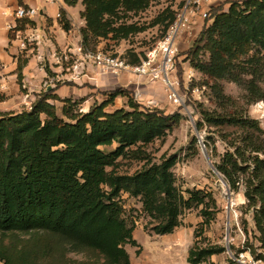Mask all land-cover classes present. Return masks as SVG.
<instances>
[{
	"label": "trees",
	"instance_id": "obj_1",
	"mask_svg": "<svg viewBox=\"0 0 264 264\" xmlns=\"http://www.w3.org/2000/svg\"><path fill=\"white\" fill-rule=\"evenodd\" d=\"M151 1L84 0L83 49L92 42L126 39L138 32L133 25L118 24L119 13H138ZM211 11L212 23L205 27L192 50L195 57L204 43L203 50L210 60L196 63L195 68L210 79L244 86L248 104L262 99L256 80L259 71L253 66H264V55L251 54L256 48L264 53V0H231L228 10L220 6ZM60 21L68 31L64 14ZM174 21V13H169L165 28ZM35 25L32 19L21 20L15 31L20 34ZM139 62L135 57L133 64ZM245 75L252 79L244 82ZM54 92H42L30 110L0 114L1 235H46L103 260L77 264H131L126 246L139 244L134 239L135 226L124 217L123 194L140 199L142 212L157 223L155 233L163 236L173 234L182 225L185 211L208 203L216 205L211 193L192 191L188 192L189 198L183 195L173 172L175 157L160 164L148 162L133 175L116 171L117 160L125 157L128 149L164 138L180 115L166 116L132 101V111L107 113L114 99L125 94L119 90L87 113H72L69 101L70 107H64L60 116L55 101L61 99ZM216 94L221 102L226 100L222 92ZM244 111H203L197 127H209L225 145V152L214 166L231 193H243L244 214H252L264 249V129ZM214 142L213 136H208L204 144L212 149ZM114 146L116 150L105 151ZM202 215L207 225L215 216L208 209H202ZM223 250L192 249L189 262L201 264ZM23 252L6 247L0 240V264H33L30 256L23 258ZM257 258L260 260V256Z\"/></svg>",
	"mask_w": 264,
	"mask_h": 264
},
{
	"label": "rangeland",
	"instance_id": "obj_2",
	"mask_svg": "<svg viewBox=\"0 0 264 264\" xmlns=\"http://www.w3.org/2000/svg\"><path fill=\"white\" fill-rule=\"evenodd\" d=\"M189 2L190 0H152L145 10L138 13L121 12L119 13L118 24L133 25L138 29V32L133 33L126 39L115 40L109 38L99 40L97 43L92 42L89 47H86V51L84 50L86 53L94 55L102 53L109 57L118 58L124 61L127 67L122 72H130L136 75L140 79L141 85L162 88L161 100L151 104L146 103L140 93L136 92L134 94L126 88L121 89L125 94H121L114 99L106 108L107 113L120 109L132 111L129 107L132 101L144 109L161 111L166 116L174 114L181 116L176 123H171L173 128L167 132V136L164 138L155 140L149 145L128 149V154L117 160V173L120 175H133L148 162L160 164L169 158L175 157L177 163L173 168V172L177 181L176 185L183 195L189 198L188 192L203 191L211 193L216 201L215 206L208 203L195 207L190 211H185L181 217L182 225L173 234L163 236L155 233L154 228L157 223L142 212L140 199L123 194L121 203L125 211L124 217L130 226H135L134 239L139 244V247L127 245L126 251L130 256L131 264H191L189 257L192 249H224L221 253L212 255L201 264H230L231 256L239 259L242 253H249L254 260H257V257L260 256V260L264 261V249L259 243L260 235L256 231L252 214H244L243 205L246 203V199L243 193H231V206L228 208V191L220 177L213 171L206 156L207 153L214 165V163L219 162L220 156L225 152V145L221 142L219 135L210 132L209 127L206 126L201 130H198L197 127V124L201 121L203 111L220 112L227 109L232 113L243 108L245 109L244 114L259 121L260 126L264 129V66L261 63L258 66L255 64L253 66L254 69L259 71L256 80L263 98L256 101L249 99L252 102L251 104H248V94L244 86L228 80L216 81L210 79L197 70L195 64L198 62L208 63L210 55L203 50L204 43L201 44L195 57L192 56V50L205 27L212 23L210 17L213 12L211 10L216 7H212L210 4L206 6L210 16L203 18V15L195 9L196 6L190 5ZM83 7L85 12V6L83 5ZM186 10L188 21L183 22L184 25L172 35V26L185 14ZM169 13H174L175 21L166 29L164 20ZM195 14H200L205 26L203 27L202 24V31L192 43V47L184 52H179L174 44L180 35L190 33L189 31L194 25L192 18ZM83 19L85 21L84 17ZM84 29L83 27L81 30L82 47ZM21 35L23 34L21 33ZM170 35L172 36L171 44L173 43V53L170 55L172 62L164 71V65L169 58V52H166V50L170 47L167 43ZM56 54L60 56V60L57 61L58 59L54 57L56 63L54 67L59 68L57 70L61 76L72 75L71 81L76 82L80 79L79 77L85 74L84 69L87 64H91L103 72L100 67L94 65L83 54L75 55L72 52L63 54L60 51ZM254 54L257 57L264 55V53L260 54L258 48L253 51L251 56ZM135 57L140 60L137 64H133ZM262 61L264 63V59ZM79 64H83L84 74L82 72L75 74L74 67L76 68ZM50 66L47 62V69L52 72L53 69ZM137 68L143 69L145 72L138 73L134 70ZM55 74L57 75V73ZM48 76L51 77L50 74ZM167 79L172 89H174L173 91L178 95L179 101L176 103L170 98L172 89ZM249 79H252V76L245 75L243 77L244 82L249 81ZM55 80L57 81L58 78L56 77ZM60 83L58 82V84ZM21 88V91L25 94L21 96L26 97L28 103L14 105L6 112H0V114L20 113L24 110H30L35 101L39 99L41 93L34 94L33 98L30 99L31 94L29 92L25 93L27 91L25 90L26 86L22 85ZM154 91L155 94L160 92L156 88H154ZM219 91L226 97L223 102L219 100L216 94ZM113 92L103 94L88 92L89 94L84 95L81 102L62 99L56 94L61 101L56 100L55 106L60 116L64 107L69 108L71 102L73 104L72 113H87L88 110L84 103L87 98L93 95H103L104 100L95 104L100 105L109 100ZM4 99L0 95V102ZM66 100L67 102H63ZM208 136H213L216 148H206L204 143ZM116 148L117 146H114L105 149V151L112 152ZM202 209H208L215 214L209 225L205 224ZM245 229H247V233ZM0 240H3L6 247L15 248L17 251H25L26 253L23 252V255H25L23 258L30 256L34 261L31 262L33 264L103 263L102 258L95 253L75 251L70 246L58 240L50 239L46 235L0 234Z\"/></svg>",
	"mask_w": 264,
	"mask_h": 264
},
{
	"label": "crops",
	"instance_id": "obj_3",
	"mask_svg": "<svg viewBox=\"0 0 264 264\" xmlns=\"http://www.w3.org/2000/svg\"><path fill=\"white\" fill-rule=\"evenodd\" d=\"M230 2L231 0H204L203 10L209 4L216 8L223 6L225 10H228ZM20 7L35 8L39 11L38 16L32 19L36 23L34 28L26 29L22 33L36 35L39 44L35 42L26 50L21 49L23 37L18 38L16 31L13 33L8 30V25L18 23L14 14ZM83 12V0H58L56 3H50L48 0H0V88L1 96L5 98L0 102V112H6L17 104L28 103L26 97H23L25 94L21 91L22 85L26 86L25 93L31 94L30 99L34 94L54 90V93L62 99L81 102L83 96L89 94L88 92L103 94L126 88L134 94L140 93L142 99L148 104L161 100L162 88L141 85L140 79L130 72L114 75L104 73L99 68L87 64L84 69L85 74L83 73L84 75L76 82L71 81L70 74L59 75L57 70L59 68L54 67L56 53L70 51L72 54L80 55L78 50L82 45L81 30L86 26ZM59 14H64V20L70 26L68 31L64 30ZM200 14H195L192 18L194 25L190 33L182 34L176 40L174 46L179 52L189 50L202 31V24L203 27L205 26ZM13 34H15L14 38ZM47 62L51 65L52 72L47 69ZM84 70L82 66L80 72ZM47 71L51 77L48 76ZM58 82L61 83L58 84ZM154 88L160 91L159 94H155ZM103 100L104 96L99 94L87 98L84 103L89 111L96 102L101 103Z\"/></svg>",
	"mask_w": 264,
	"mask_h": 264
},
{
	"label": "built area",
	"instance_id": "obj_4",
	"mask_svg": "<svg viewBox=\"0 0 264 264\" xmlns=\"http://www.w3.org/2000/svg\"><path fill=\"white\" fill-rule=\"evenodd\" d=\"M48 2L56 3V2H58V0H48ZM189 3H190V5L196 6L195 9L203 15V18H208V16H210V14L208 13L209 10H207V9L203 10V0H190ZM38 14H39V11L35 8L20 7L19 9L16 10L14 17H15L16 21H21V20H25V19H33V18L37 17ZM186 14H187V10H186L185 14L183 16H181L180 19L175 23V25L172 26V28H171L172 35L175 32H177L182 25H184L183 22L185 23L188 21ZM58 17L61 19L62 15L59 14ZM16 27H17V24L16 25L15 24L14 25L13 24L8 25V30L10 32L15 33L14 31H15ZM20 34L17 33V37L18 38L23 37V40L21 41V49L22 50L28 49V47L31 46L35 42L37 44H39V39L37 38L36 35H34V34L20 35ZM171 42H172V36L170 35V37L167 39V43L170 47L166 50V52H169L168 53L169 58L164 65V71L167 69V67L172 62V58H170V55L173 53V43L171 44ZM78 52H79V54H83L84 57L89 59L94 65L100 67L104 73H111L114 75H118L120 72L127 69L124 61H122L118 58L109 57V56L104 55L102 53H97L95 55L91 54V53H86L82 46L79 48ZM62 53L63 54H66V53L70 54L71 52L70 51H63ZM54 57L56 59H58L57 61L60 60V58H59L60 56H58V54H55ZM82 66H83V64H79L78 66H76V68L74 67L75 74H79V72L82 69ZM134 70L138 73L145 72L143 69H138V68L134 69ZM167 81H168V79H167ZM168 84H169V81H168ZM169 86L172 89L171 84H169ZM173 90L174 89H172V93H171L170 98H171V100H173L176 103L179 101V98H178L177 93H175ZM0 95H1V88H0ZM230 260H231L230 264H264V261H262V260H258V259L254 260L249 255V253H242L240 255L239 259H236V258L231 256Z\"/></svg>",
	"mask_w": 264,
	"mask_h": 264
},
{
	"label": "water",
	"instance_id": "obj_5",
	"mask_svg": "<svg viewBox=\"0 0 264 264\" xmlns=\"http://www.w3.org/2000/svg\"><path fill=\"white\" fill-rule=\"evenodd\" d=\"M206 156H207V158H208L209 164H210V166L212 167L213 171H214V172L220 177L221 181L223 182V184L225 185V187H226V189H227V191H228V201H229V203H228V208H230V206H231V191H230V187H229L228 183L225 181V179H224L223 177H221V175L217 172L215 166L213 165V163H212L211 160L209 159L207 153H206Z\"/></svg>",
	"mask_w": 264,
	"mask_h": 264
}]
</instances>
